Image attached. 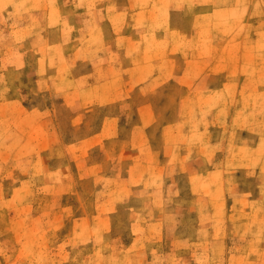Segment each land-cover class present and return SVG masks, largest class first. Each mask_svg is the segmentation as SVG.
Returning a JSON list of instances; mask_svg holds the SVG:
<instances>
[{
	"label": "rangeland",
	"instance_id": "rangeland-1",
	"mask_svg": "<svg viewBox=\"0 0 264 264\" xmlns=\"http://www.w3.org/2000/svg\"><path fill=\"white\" fill-rule=\"evenodd\" d=\"M0 264H264V0H0Z\"/></svg>",
	"mask_w": 264,
	"mask_h": 264
},
{
	"label": "crops",
	"instance_id": "crops-1",
	"mask_svg": "<svg viewBox=\"0 0 264 264\" xmlns=\"http://www.w3.org/2000/svg\"><path fill=\"white\" fill-rule=\"evenodd\" d=\"M109 46H115V45H112V42H110L109 44H108ZM131 44H128V45H126V47H123L122 45H121V48L119 49V47H117V46H115L116 47V49L115 50H111L112 51V53L114 52L115 53V55L117 56V61L118 62H121L122 63V66H121V69H124L125 70V73H126V78H127V80H136V79H138L139 78V75H140V70L141 69H139V71H137V67H136V63H137V61L139 60L138 59V55L137 54H134L131 50L129 51V48L131 49ZM136 52H137V50H136ZM111 56H112V54H111ZM153 76V75H152ZM123 77V76H122ZM129 81V82H130ZM122 89L124 88L123 86L121 87ZM126 88V91L128 92V90H129V86H128V88L127 87H125ZM124 90V89H123ZM144 108V107H143ZM142 108V109H143ZM149 108V107H148ZM176 140H177V138H176ZM184 144L182 143L181 144V150H183V149H186V148H184L185 146H183ZM181 150H179V151H181ZM185 152L186 151H181V153H182V157L184 158V157H186V155H185ZM216 155V154H215ZM157 165H155V167H156ZM133 172V171H132ZM131 172V173H132ZM131 173H130V175H131ZM130 178H131V176L130 177H128V176H126V178H125V180L127 181V182H129V180H130Z\"/></svg>",
	"mask_w": 264,
	"mask_h": 264
},
{
	"label": "bare ground",
	"instance_id": "bare-ground-1",
	"mask_svg": "<svg viewBox=\"0 0 264 264\" xmlns=\"http://www.w3.org/2000/svg\"><path fill=\"white\" fill-rule=\"evenodd\" d=\"M78 29V28H77ZM81 30V29H80ZM78 32V31H77Z\"/></svg>",
	"mask_w": 264,
	"mask_h": 264
}]
</instances>
